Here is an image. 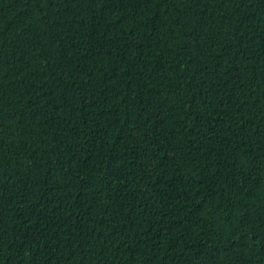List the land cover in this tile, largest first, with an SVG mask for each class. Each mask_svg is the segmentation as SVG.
I'll use <instances>...</instances> for the list:
<instances>
[{"label":"trees","instance_id":"16d2710c","mask_svg":"<svg viewBox=\"0 0 264 264\" xmlns=\"http://www.w3.org/2000/svg\"><path fill=\"white\" fill-rule=\"evenodd\" d=\"M0 264H264V0H0Z\"/></svg>","mask_w":264,"mask_h":264}]
</instances>
